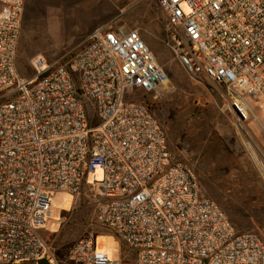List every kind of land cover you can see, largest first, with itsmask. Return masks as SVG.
I'll return each instance as SVG.
<instances>
[{
	"label": "built area",
	"instance_id": "2783aa9c",
	"mask_svg": "<svg viewBox=\"0 0 264 264\" xmlns=\"http://www.w3.org/2000/svg\"><path fill=\"white\" fill-rule=\"evenodd\" d=\"M25 0H0V264H59L38 228L51 194L79 195L91 176L97 219L136 253L135 264H264V243L236 230L175 161L151 104L168 77L138 30L100 27L19 75ZM165 45L194 78L225 89L239 128L264 109V0H156ZM90 111L97 123L89 125ZM99 171V177L96 172ZM69 264H120L91 237Z\"/></svg>",
	"mask_w": 264,
	"mask_h": 264
},
{
	"label": "rangeland",
	"instance_id": "374dc122",
	"mask_svg": "<svg viewBox=\"0 0 264 264\" xmlns=\"http://www.w3.org/2000/svg\"><path fill=\"white\" fill-rule=\"evenodd\" d=\"M165 21L156 0H69L60 10L54 0H25L18 73L32 76V60L40 55L51 60L78 50L97 28L138 30L168 81L136 99L152 105L172 158L193 170L202 194L220 206L238 231L254 232L264 243V109L252 107L249 120L239 128L226 110L225 89L194 78L165 45ZM96 123L97 115L90 111L89 125ZM87 183H92L91 176ZM98 194L97 188L89 194H51L50 215L38 232L59 264H69L71 248L85 235L108 259L136 263L135 251L98 221Z\"/></svg>",
	"mask_w": 264,
	"mask_h": 264
},
{
	"label": "crops",
	"instance_id": "0c3cea01",
	"mask_svg": "<svg viewBox=\"0 0 264 264\" xmlns=\"http://www.w3.org/2000/svg\"><path fill=\"white\" fill-rule=\"evenodd\" d=\"M66 1H69V0H54V8L56 10H60L64 5H65V2ZM41 56V55H40ZM219 87V86H217ZM96 187L91 183H85L83 185V188H82V191H81V194H89L90 190L91 189H95ZM98 199V198H97ZM99 201L101 202V199H99ZM100 204V203H99ZM228 217V216H227ZM237 230V229H236ZM241 232V231H240Z\"/></svg>",
	"mask_w": 264,
	"mask_h": 264
},
{
	"label": "water",
	"instance_id": "95a60500",
	"mask_svg": "<svg viewBox=\"0 0 264 264\" xmlns=\"http://www.w3.org/2000/svg\"><path fill=\"white\" fill-rule=\"evenodd\" d=\"M37 264H48V262L45 259H43V260L38 261Z\"/></svg>",
	"mask_w": 264,
	"mask_h": 264
},
{
	"label": "bare ground",
	"instance_id": "6f19581e",
	"mask_svg": "<svg viewBox=\"0 0 264 264\" xmlns=\"http://www.w3.org/2000/svg\"><path fill=\"white\" fill-rule=\"evenodd\" d=\"M248 146H249V145H248ZM248 149H249V148H248ZM253 155H254V154H253ZM254 158H255V159H258L256 155H254ZM256 161H258L259 166L262 167L261 164H260V162H259V160H256Z\"/></svg>",
	"mask_w": 264,
	"mask_h": 264
},
{
	"label": "trees",
	"instance_id": "16d2710c",
	"mask_svg": "<svg viewBox=\"0 0 264 264\" xmlns=\"http://www.w3.org/2000/svg\"><path fill=\"white\" fill-rule=\"evenodd\" d=\"M152 106V105H151Z\"/></svg>",
	"mask_w": 264,
	"mask_h": 264
}]
</instances>
